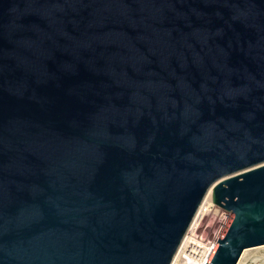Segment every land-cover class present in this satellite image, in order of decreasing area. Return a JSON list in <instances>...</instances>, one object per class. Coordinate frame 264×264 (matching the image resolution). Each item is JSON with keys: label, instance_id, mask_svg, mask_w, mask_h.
<instances>
[{"label": "water", "instance_id": "obj_1", "mask_svg": "<svg viewBox=\"0 0 264 264\" xmlns=\"http://www.w3.org/2000/svg\"><path fill=\"white\" fill-rule=\"evenodd\" d=\"M207 264L264 246V0H0V264Z\"/></svg>", "mask_w": 264, "mask_h": 264}, {"label": "bare ground", "instance_id": "obj_2", "mask_svg": "<svg viewBox=\"0 0 264 264\" xmlns=\"http://www.w3.org/2000/svg\"><path fill=\"white\" fill-rule=\"evenodd\" d=\"M212 199V192L210 189L209 194L200 205V209L198 210L189 231L183 238V242L180 245L178 252L174 256L175 258L172 264H207L209 262L210 258L212 257V252L214 251L224 231L217 236L212 237V239H207V235L210 234L207 233V235H205L206 233L203 230V228H205L204 223L207 218L211 216H214L216 219H218L219 224L220 221L222 223L224 222V220H226L227 223L230 219L229 213H227L228 215L225 219L223 215L221 217V212H219V209H216V206L213 204ZM227 224L225 225V227H227ZM263 247L264 246H260L258 248H250L244 250L239 264H247L246 260H248L249 262L251 261V264H264V256L260 260L259 258L250 260L251 257H255V255H253L252 253L253 250H257Z\"/></svg>", "mask_w": 264, "mask_h": 264}, {"label": "rangeland", "instance_id": "obj_3", "mask_svg": "<svg viewBox=\"0 0 264 264\" xmlns=\"http://www.w3.org/2000/svg\"><path fill=\"white\" fill-rule=\"evenodd\" d=\"M213 200V199H212ZM213 202V201H212ZM216 206V205H215ZM216 209H219V212H221V217L223 215L224 219L227 217V213L224 209L222 208H219L216 206ZM215 219V220H214ZM215 221V222H214ZM213 222V223H212ZM208 223V224H207ZM211 223V224H210ZM210 224V225H209ZM213 224H216V225H213ZM226 220H224V222L221 223L220 221V224H219V220L216 219L214 216H211L209 218H207V220L205 221L204 223V227L203 230L204 232L206 233L205 235L210 234V235H207V239H212V237L214 236H217L218 234L222 233L224 230H225V225H226ZM214 226V227H213ZM217 227V228H216ZM225 227V228H224ZM207 228V229H206ZM206 229V230H205ZM213 229V230H212ZM221 231V232H220ZM218 232V233H217ZM209 236V237H208ZM253 255H255V257H251L250 260L252 259H257L259 258V260L264 256V247L263 248H260V249H257V250H253ZM256 253V254H255ZM247 264H251V261L249 262L248 260H246Z\"/></svg>", "mask_w": 264, "mask_h": 264}, {"label": "built area", "instance_id": "obj_4", "mask_svg": "<svg viewBox=\"0 0 264 264\" xmlns=\"http://www.w3.org/2000/svg\"><path fill=\"white\" fill-rule=\"evenodd\" d=\"M218 244V243H217Z\"/></svg>", "mask_w": 264, "mask_h": 264}]
</instances>
